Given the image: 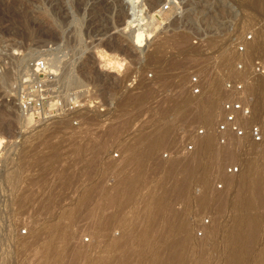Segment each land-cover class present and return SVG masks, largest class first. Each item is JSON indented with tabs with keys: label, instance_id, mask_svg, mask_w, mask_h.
<instances>
[{
	"label": "rangeland",
	"instance_id": "374dc122",
	"mask_svg": "<svg viewBox=\"0 0 264 264\" xmlns=\"http://www.w3.org/2000/svg\"><path fill=\"white\" fill-rule=\"evenodd\" d=\"M129 19L135 27L126 29ZM102 49L125 62L103 67ZM42 60L78 107L33 121L21 98ZM257 60L258 0H0V264H264V207L250 212L260 217L256 243L237 260L229 245L243 214L236 200L247 155L259 159L264 145L230 141L235 157L217 149L215 134L228 80L248 85L256 117L248 125L264 132ZM192 77L203 89L196 97ZM94 100L104 112L90 107ZM212 100L208 120L202 113ZM202 129L211 137L197 136ZM202 140L213 150L200 149ZM202 154L211 176L187 178ZM231 166L242 169L238 177L227 174Z\"/></svg>",
	"mask_w": 264,
	"mask_h": 264
},
{
	"label": "built area",
	"instance_id": "2783aa9c",
	"mask_svg": "<svg viewBox=\"0 0 264 264\" xmlns=\"http://www.w3.org/2000/svg\"><path fill=\"white\" fill-rule=\"evenodd\" d=\"M249 40L252 37L248 38ZM244 47L240 48L243 52ZM37 79L26 82L27 90L23 93L21 98V105L24 114L31 116L33 121L48 120L62 115L64 111L69 112L78 107L77 100H72L71 96L64 93V88L57 82L59 75L53 73L48 67L47 62L40 61L34 67ZM237 71L239 76L244 75L245 66L239 64ZM253 75L255 77L264 79V61L257 60L252 67ZM43 77V78H42ZM190 88L192 96H199L202 94L203 89L200 87L198 77H192L190 80ZM248 85L240 81L228 80L223 84V89L226 94L230 96L229 99L224 101L221 106L222 119L217 124L215 134L217 142L220 146H226L230 141H240L249 138L253 144L262 146L264 145V133L258 125H248L253 117V100L249 91ZM101 100H94L91 103V108L101 109ZM207 135V131L202 129L198 131L199 137ZM197 148L194 145H189L186 149L187 153L194 152ZM242 169L237 166L227 168L228 175L237 176L241 173ZM217 189H223L221 184L217 185Z\"/></svg>",
	"mask_w": 264,
	"mask_h": 264
},
{
	"label": "bare ground",
	"instance_id": "6f19581e",
	"mask_svg": "<svg viewBox=\"0 0 264 264\" xmlns=\"http://www.w3.org/2000/svg\"><path fill=\"white\" fill-rule=\"evenodd\" d=\"M24 1V0H23ZM158 2V1H157ZM258 2H260V4H263L264 3V0H258ZM100 3V2H99ZM106 4H108V3H105V5ZM104 5V4H103ZM24 6V5H23ZM152 7V11H154V10H157V9H159V7L161 8L162 7V5L160 4V3H158V4H152L151 5ZM27 8V7H26ZM104 8V7H103ZM40 14V13H39ZM33 15V14H32ZM38 15V14H37ZM41 15V14H40ZM125 15V14H124ZM126 16V15H125ZM122 17V16H121ZM44 18V17H43ZM32 19V18H31ZM36 19V18H35ZM126 19V18H125ZM38 20V19H37ZM24 21H26V20H24ZM123 20H121L120 22H122ZM40 22V21H39ZM125 22V21H124ZM124 22H123V24L122 25H124ZM34 23V22H33ZM58 23V22H57ZM95 23V22H94ZM128 23V25L125 27L126 29H128V27H129V25H131V26H133V28L135 27L133 24H134V21L133 20H130L129 19V21L127 22ZM115 24V23H114ZM126 24V23H125ZM112 25H113V23H112ZM46 26V25H45ZM49 26V25H48ZM51 26V25H50ZM53 26V25H52ZM119 26V25H118ZM59 27V26H58ZM46 28V27H45ZM51 28V27H50ZM111 29V28H110ZM103 34V33H102ZM101 35V34H100ZM99 35V36H100ZM104 35V34H103ZM185 36H188V34L187 35H185ZM106 37V36H105ZM182 37H184V35L182 36ZM143 38H144V34H143V32H138L137 33V35H136V43H135V45L136 46H138V47H141L142 46V44H143ZM188 38V37H187ZM186 37H185V41H186V39H187ZM190 38V37H189ZM105 39V38H104ZM114 40V39H113ZM182 40H183V38H182ZM189 39H187V41H188ZM192 40V39H191ZM99 41V40H98ZM110 41V40H109ZM179 41V40H178ZM184 41V40H183ZM186 41V42H187ZM106 42V41H105ZM123 42V41H122ZM102 43V42H101ZM118 43V42H117ZM179 43V42H178ZM181 43V42H180ZM179 43V44H180ZM183 43H185V42H183ZM213 43V42H212ZM186 44H188V42L186 43ZM211 44V43H210ZM98 45V44H97ZM104 45V44H103ZM113 45H114V43H113ZM181 46H183L182 44H180ZM209 44H207V45H205V46H208ZM99 46V45H98ZM120 46V45H119ZM123 46V45H122ZM204 46V45H203ZM213 46V45H212ZM121 47V46H120ZM185 47V46H184ZM118 49V48H117ZM121 49V48H120ZM116 50V49H115ZM126 50H128V49H126ZM125 50V51H126ZM124 51V55H125V52ZM129 51V50H128ZM131 51V50H130ZM133 51V50H132ZM122 52H123V50H122ZM122 52H121V54H122ZM115 53H117V52H115ZM119 53V52H118ZM98 54H99V60H101V65H103V67H106V68H108L109 66H112L111 68H115V66L116 65H123V63L125 62L124 60H125V57H124V59L123 58H120L119 56H116L114 53V55H112V54H110V53H108V52H105L103 49L102 50H98ZM122 56H123V54H122ZM126 56V55H125ZM136 56V55H135ZM127 57V56H126ZM130 57V56H129ZM139 58V57H138ZM128 60V59H127ZM130 60V59H129ZM124 61V62H123ZM91 63V62H90ZM131 63V62H130ZM88 64V63H87ZM132 64V63H131ZM89 65V64H88ZM87 65V66H88ZM118 67V66H117ZM115 69H117V68H115ZM130 69V68H129ZM126 71V70H125ZM85 72V71H84ZM97 73V72H96ZM92 74V73H91ZM84 75V74H83ZM127 75V74H126ZM82 76V75H81ZM89 77H91V76H89ZM88 79V78H87ZM90 79V78H89ZM263 79V78H262ZM262 85V84H261ZM215 88V87H214ZM256 90V89H255ZM247 91H248V88H247ZM251 95V94H250ZM252 97V96H251ZM257 100H258V111H259V109H260V111H261V115L260 116H262V114H263V112H264V83H263V87H260V89H259V91H258V96H257ZM217 101V100H212V101H210V102H208L207 103V105H206V108H204L203 109V116L204 117H206V119H211V117H212V108L214 107V105H215V102ZM257 108V107H256ZM215 110V109H214ZM196 114V113H195ZM192 116H194V114L192 115ZM191 118H193V117H191ZM191 118H189V119H191ZM254 118H256V117H253L252 119H254ZM183 120V119H182ZM188 120V119H187ZM193 120V119H192ZM255 120V119H254ZM254 120H252V121H254ZM177 122V121H176ZM189 123V122H188ZM192 123V122H191ZM181 124H183V123H181ZM186 124V123H185ZM175 127H176V125H175ZM171 128V127H170ZM167 129V128H166ZM262 129V128H261ZM188 130V129H187ZM182 131V130H181ZM263 131V130H262ZM163 132V131H162ZM164 133V132H163ZM264 133V132H263ZM171 134V133H170ZM179 134V133H178ZM187 134V133H186ZM158 135V134H157ZM169 136V135H168ZM168 136H166V137H168ZM206 136H209V135H205L204 137H206ZM203 137V138H204ZM209 137H211V135L209 136ZM169 138V137H168ZM170 138H171V136H170ZM202 138V139H203ZM157 139V138H156ZM205 139V138H204ZM161 140V139H160ZM166 140V139H165ZM208 140V139H207ZM212 140H214V139H211L210 140V138H209V141H206L208 144H212L210 141H212ZM153 141H155V139L153 140ZM157 141H159V139L158 140H156L155 142L156 143H151L152 144V148L150 149V150H152V149H154L156 146H158V144H159V142H157ZM170 141V140H169ZM161 142V141H160ZM205 142V143H206ZM204 143V141L202 140V142L200 143V146L201 147H199L200 149L202 148V145H205V147H204V149H206V144ZM231 144H228V145H226V146H217V149L219 150V151H221V152H232L233 154H235V157L238 155V153L240 152L239 150H231L230 148H229V146H230ZM209 146H211V147H213L212 145H209ZM208 146V147H209ZM254 146V145H253ZM162 147H163V145H162ZM250 147H252V146H250ZM255 147H257V146H255ZM164 148V147H163ZM247 148V147H246ZM249 148V147H248ZM252 148H254V147H252ZM156 149V148H155ZM162 149V148H161ZM200 149H198V150H200ZM208 149H212V148H208ZM208 149H206V150H208ZM216 149V150H217ZM197 150V149H196ZM213 150V149H212ZM258 150V149H257ZM260 150V149H259ZM202 151V150H201ZM204 151V150H203ZM252 151V150H251ZM149 152V151H148ZM153 152H154V150H153ZM197 152V151H196ZM199 152V151H198ZM197 152V153H198ZM209 151H207V152H205V155H207L206 153H208ZM211 152V151H210ZM216 151H214V153H215ZM247 152H249V150L247 151ZM253 152V151H252ZM150 153V152H149ZM146 154V156L147 155H150V154ZM202 153V152H201ZM212 153V152H211ZM251 153V152H250ZM256 153V152H255ZM257 153H259L258 151H257ZM143 154H145V151H144V153ZM213 154V153H212ZM211 154V155H212ZM231 154V153H230ZM203 155L204 154H202V156L200 157V159L198 158H196L195 159V157H196V155H195V157H194V159H195V161L194 162H196V165L194 166L195 168H193V166H189L187 169L188 170H186L187 171V178H188V176H189V178H198V177H200L201 179H203L205 176H207V179H208V176L210 175L211 176V174H210V171H213V170H211V168H212V166H211V168H210V170H209V168H208V165L206 164V161H205V158L203 157ZM243 155V154H242ZM252 156H254L255 154H251ZM251 155H247V158H248V161H247V168H246V176H245V178L243 179V181L241 182V184H240V189H239V195H238V198H237V200H236V210H238L239 212H242L243 214L245 213V215H241V217H240V215H239V217L237 216L236 218H238V219H235V220H237L235 223H234V225H233V227H232V230L230 231V239H229V245H230V247H231V253H232V259L233 260H237L242 254H244L245 253V251H246V249H248L250 246H253L254 245V243H256V241H257V239H258V237L260 236V233H261V223H260V217H258V216H254L253 214L255 213H253L252 215L250 214V212L253 210L254 211V209H256V208H258L257 210H258V212H259V208H260V212H261V207L263 208L264 207V163L262 162H260V160L262 159L261 157L262 156H264L263 154H262V156L258 159V156H257V158H251V157H248V156H251ZM257 155H259V154H257ZM209 157H211L210 156V154L208 155ZM139 157H140V155H139ZM144 157V156H143ZM206 157V156H205ZM219 157V156H218ZM193 158V157H192ZM207 158V157H206ZM225 158H228V157H225ZM233 158V157H232ZM141 159V160H140ZM138 161L140 162V161H142L143 160V158H140ZM193 159V160H194ZM208 159V158H207ZM215 159V158H214ZM213 159V160H214ZM223 159V158H222ZM209 160H211V159H209ZM217 160V159H216ZM215 160V161H216ZM180 161V160H179ZM208 161V160H207ZM215 161H213V162H215ZM209 162V164H210V161H208ZM212 162V161H211ZM242 162V161H241ZM186 163V162H185ZM219 163V162H218ZM221 163H222V161H221ZM189 164V163H188ZM192 165V164H191ZM217 165V164H216ZM186 167V166H185ZM212 169H214V167L212 168ZM218 169V168H217ZM194 171V172H191V171ZM217 173L216 174H218L219 172H220V170H218V171H216ZM242 172V171H241ZM213 173V172H212ZM208 174V175H207ZM241 174V173H240ZM239 174V175H240ZM239 175H237L236 177H238ZM191 176V177H190ZM212 176H213V174H212ZM235 177V178H236ZM186 178V177H185ZM206 178V177H205ZM204 180V179H203ZM206 180V179H205ZM204 180V181H205ZM207 181V180H206ZM198 183H200V182H198ZM228 183H229V181L227 182V185H228ZM202 184V183H201ZM206 184V183H205ZM197 185V184H196ZM204 185V184H203ZM207 187H208V185H206ZM227 187V186H226ZM225 190V189H224ZM206 191V190H205ZM199 192V191H198ZM208 192V191H207ZM199 194V193H198ZM208 194V193H207ZM206 194V195H207ZM201 195V194H200ZM205 195V194H204ZM206 195L204 196V197H201L200 199H198L200 202H202V203H206L205 202V200H206ZM213 195V194H212ZM220 198V197H219ZM224 198V197H223ZM205 199V200H204ZM208 199V198H207ZM219 199L217 198V201H218ZM223 199H221V201H222ZM216 201V200H215ZM209 202V201H208ZM219 202V201H218ZM202 203H200V204H202ZM222 203H224V202H222ZM213 204V203H212ZM203 205V204H202ZM207 205V204H206ZM218 205V204H217ZM219 205H221V204H219ZM201 206V205H200ZM209 207V206H208ZM208 207H206V209L208 208ZM222 207V206H221ZM201 208V207H200ZM203 208V207H202ZM264 209V208H263ZM262 209V210H263ZM238 211H237V213H238ZM246 212H248V214L246 213ZM259 212V213H260ZM263 212H264V210H263ZM262 212V213H263ZM261 215V214H260ZM202 217V216H201ZM67 223V222H66ZM63 226H64V224H63ZM66 226V225H65ZM64 230H65V228H64ZM59 234V233H58ZM66 235V234H65ZM64 235V236H65ZM178 253V252H177ZM176 253V254H177ZM179 254V253H178ZM177 256V255H176ZM179 256V255H178ZM180 257V256H179ZM184 258V257H183ZM177 259H179L178 257H177ZM182 259V258H181ZM186 260V259H185ZM184 260V261H185ZM181 262V261H180ZM257 262V261H256ZM258 262H260V263H264V253H262L261 254V256L258 258ZM179 264H181V263H179Z\"/></svg>",
	"mask_w": 264,
	"mask_h": 264
}]
</instances>
